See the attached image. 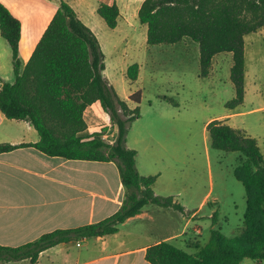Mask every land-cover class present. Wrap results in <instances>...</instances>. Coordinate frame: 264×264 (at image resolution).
<instances>
[{"label": "trees", "instance_id": "trees-1", "mask_svg": "<svg viewBox=\"0 0 264 264\" xmlns=\"http://www.w3.org/2000/svg\"><path fill=\"white\" fill-rule=\"evenodd\" d=\"M95 12L107 27L115 26L118 8L113 0L99 1ZM136 17L145 24L147 43L175 42L184 37L195 41L200 76L207 75L213 54L229 51L233 95L224 105L232 107L242 100L243 35L264 24V0H141ZM19 32V19L0 1V36L10 48L13 71L10 82L0 77V111L7 118L27 120L38 134L35 141L0 142V151L32 145L47 155L112 160L123 191L119 206L94 222L54 228L16 245L0 243V260L26 257L32 263L39 251L57 242L114 232L119 222L146 203L182 210L171 195L153 192L156 174L137 171L135 149L125 145L127 122L137 116V106L129 108L102 74L98 40L72 6L58 0L21 68ZM137 69L136 62L128 64L126 76L134 79ZM128 98L137 102L138 91ZM95 100L115 125L111 142L99 136L105 126L99 131L85 130L82 113ZM204 129L209 147L238 152L232 173L244 190L242 234L226 236L211 228L206 241L194 244L191 252L161 239L146 245L143 257L150 264H237L246 256L264 264V158L256 139L216 117L206 121Z\"/></svg>", "mask_w": 264, "mask_h": 264}, {"label": "rangeland", "instance_id": "rangeland-1", "mask_svg": "<svg viewBox=\"0 0 264 264\" xmlns=\"http://www.w3.org/2000/svg\"><path fill=\"white\" fill-rule=\"evenodd\" d=\"M33 1L38 0H19L27 7H32ZM79 13L82 15L80 8ZM94 14L103 26L95 28L102 46V74L129 108L137 106V116L127 122V143L137 148L139 165H146L149 171H160L152 190L171 195L184 206L182 210L157 207L153 215L160 229L152 234L182 228L184 231L177 234L176 242L170 241L188 252L195 249L194 244L206 241L211 228L226 236L242 234L244 190L232 173L238 152L209 147L204 125L210 116H227L224 119L227 124L256 139L264 158V37L253 42L258 35L253 36L252 32L243 35V97L228 107L224 101L233 95L228 76L229 51L213 54L207 75L200 76L195 41L184 37L175 42L147 43L145 27L135 14L126 13V21L120 20L122 24L116 29L107 27ZM44 17L42 12L36 21L42 23ZM31 30L34 35L37 33V28ZM6 46L9 53L2 58L0 77L10 82L13 71L10 48ZM132 62L137 63V75L129 79L125 69ZM136 90L137 102L128 98ZM82 114L91 130L99 131L105 126L99 135L103 140L111 137V127L115 125L100 105L90 106ZM186 217L190 223L183 226ZM187 231L190 235H186ZM82 244L69 246V256L86 255ZM61 255L58 253L52 264H60L64 256ZM37 264H49L47 256H41ZM237 264L258 263L244 256Z\"/></svg>", "mask_w": 264, "mask_h": 264}, {"label": "crops", "instance_id": "crops-1", "mask_svg": "<svg viewBox=\"0 0 264 264\" xmlns=\"http://www.w3.org/2000/svg\"><path fill=\"white\" fill-rule=\"evenodd\" d=\"M0 1L20 21L17 57L19 68H21L56 8L58 0L33 1L32 7L25 6L19 0ZM65 1L72 6L76 15L97 37L95 28L101 29L103 26L94 14L96 13L95 7L99 1L110 2L112 0ZM113 1L117 5L118 14L115 26L111 28L116 29L126 19V13L130 12L136 15L141 0ZM45 8L46 11H44ZM79 8L82 15L79 13ZM42 12H45L44 20L42 23L37 22L36 20ZM120 20L122 21L120 22ZM141 25L145 27L144 23ZM34 28H37L35 35L31 30ZM250 32L253 33V36L258 35V38L253 42L260 41L264 37V24ZM97 40L102 47L98 37ZM4 41L0 36V68L3 62L2 58L5 55L8 56L9 53L7 42L5 41V44ZM96 105H99L97 100L85 106L84 110ZM82 117L86 122L85 130L91 131L85 116ZM215 117L224 120L227 116H210L205 122ZM111 129L113 132L107 139L108 142L114 139L116 132L115 126ZM37 138L36 130L27 120L7 118L0 111V142L17 143L35 141ZM125 145L131 147L127 143L126 133ZM134 149L137 171L140 174H156L151 183L152 187L160 171H149L146 165H139L137 163L138 151L135 146ZM122 191L118 171L112 160L47 155L32 145H21L0 151V243L16 245L54 228L73 227L94 222L110 214L119 206ZM153 192L158 194V191L153 190ZM203 198L204 196L199 204L202 203ZM157 207L167 208L154 203H146L139 212L119 222L114 232L81 237L80 242L83 244L79 243L78 245H84L86 255H82L83 257L78 254L69 256L67 248L73 244L76 245L75 241L78 240L71 238L42 249L32 263H29L28 258L24 257L0 260V264H37L43 255H46L49 264H52L58 253L64 255H61L62 262L60 264H150L143 257L146 245L161 239L169 241L173 239L176 242L177 234L184 231L181 228L153 235L160 227L153 215V212L157 211ZM182 207L184 208L183 205ZM193 212L190 213V219ZM190 219L186 217L183 226H187ZM189 232L187 231L186 235H190Z\"/></svg>", "mask_w": 264, "mask_h": 264}, {"label": "built area", "instance_id": "built-area-1", "mask_svg": "<svg viewBox=\"0 0 264 264\" xmlns=\"http://www.w3.org/2000/svg\"><path fill=\"white\" fill-rule=\"evenodd\" d=\"M75 244H76V245H78V244H79V242L76 240V241H75Z\"/></svg>", "mask_w": 264, "mask_h": 264}]
</instances>
